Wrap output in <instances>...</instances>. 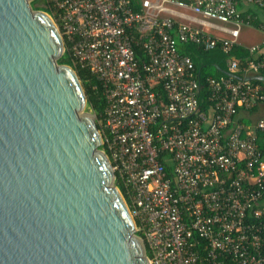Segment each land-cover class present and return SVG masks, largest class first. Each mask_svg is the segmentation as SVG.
<instances>
[{"label": "built area", "instance_id": "1", "mask_svg": "<svg viewBox=\"0 0 264 264\" xmlns=\"http://www.w3.org/2000/svg\"><path fill=\"white\" fill-rule=\"evenodd\" d=\"M43 2L64 52L100 84L101 148L148 263L264 264V119L238 117L264 102L248 79L264 72V51L248 48L243 65L230 55L254 18L234 0ZM184 46L230 55L225 75L206 78L208 112Z\"/></svg>", "mask_w": 264, "mask_h": 264}, {"label": "water", "instance_id": "2", "mask_svg": "<svg viewBox=\"0 0 264 264\" xmlns=\"http://www.w3.org/2000/svg\"><path fill=\"white\" fill-rule=\"evenodd\" d=\"M0 0V264H149L64 41ZM258 79H261L259 77Z\"/></svg>", "mask_w": 264, "mask_h": 264}, {"label": "trees", "instance_id": "3", "mask_svg": "<svg viewBox=\"0 0 264 264\" xmlns=\"http://www.w3.org/2000/svg\"><path fill=\"white\" fill-rule=\"evenodd\" d=\"M38 3H44L43 0H34L31 3L32 9L36 11H43L48 14H50V8L42 5V7L36 6ZM134 6V3L132 4ZM135 10H138L137 6H134ZM253 20V16H252ZM251 26L259 27V23L255 21H250ZM181 53L189 55L192 59L196 74L199 78V83L201 86V92L198 96L199 101V108L200 111L208 112L209 109V102H208V91H207V84H206V78L212 77V78H218L226 74V61L227 58L231 55L232 57H235L238 59L240 65L244 64V61L246 60L248 56V52L246 49H244L241 46H236L232 53L230 55H225L222 53V51L219 48H216L211 51H203L202 49L195 47V46H184L181 47ZM137 57L138 60L141 61L143 58L141 50H137ZM61 65H67L74 69L76 74L78 75L82 86L84 88V92L86 94L87 98V104H86V111L94 114L97 118L103 113L105 102L104 99L101 96V87L97 79L90 74L85 69H82L77 64H74L71 60L69 53L67 51L64 52L63 56L58 61ZM240 76V75H239ZM259 77L264 78V72H261L255 78L251 80V82L255 85L260 86L261 81L258 79ZM259 150L262 153L263 159H264V133L259 134ZM166 171L167 173H171V166L166 165ZM115 186L118 187V189L122 192V187L120 186V183L116 181ZM123 193V192H122Z\"/></svg>", "mask_w": 264, "mask_h": 264}, {"label": "crops", "instance_id": "4", "mask_svg": "<svg viewBox=\"0 0 264 264\" xmlns=\"http://www.w3.org/2000/svg\"><path fill=\"white\" fill-rule=\"evenodd\" d=\"M234 3L238 12H240L242 15L253 16L255 21L259 23V27H255V26H249V27L256 28L264 34V7L260 9V8L245 6L239 0H234ZM249 27H244V28H249ZM241 35H242V31L240 33V38L238 41L239 46L243 47L246 50L253 46H260L261 49L264 51V37H263V41L258 45L246 46L240 41ZM253 78H255V76H250L248 79L252 80ZM259 80L261 81V85L259 87L262 93L264 94V78L261 77V79ZM238 117H239V121H241L243 124L248 126L255 124L260 119H264V102L258 104L253 110L249 112H240Z\"/></svg>", "mask_w": 264, "mask_h": 264}, {"label": "rangeland", "instance_id": "5", "mask_svg": "<svg viewBox=\"0 0 264 264\" xmlns=\"http://www.w3.org/2000/svg\"><path fill=\"white\" fill-rule=\"evenodd\" d=\"M36 6L42 7V3H38ZM264 34L253 27L242 29V35L240 41L246 46L258 45L263 41Z\"/></svg>", "mask_w": 264, "mask_h": 264}]
</instances>
